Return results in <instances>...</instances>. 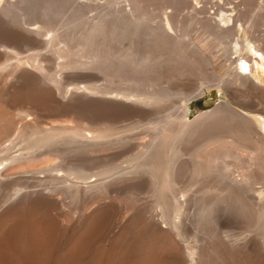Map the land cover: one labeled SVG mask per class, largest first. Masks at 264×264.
I'll list each match as a JSON object with an SVG mask.
<instances>
[{"label": "rangeland", "instance_id": "obj_1", "mask_svg": "<svg viewBox=\"0 0 264 264\" xmlns=\"http://www.w3.org/2000/svg\"><path fill=\"white\" fill-rule=\"evenodd\" d=\"M81 1L90 3L89 7L92 4L91 8H88V16L95 15L100 11L110 13L111 26L106 27V31L111 28L110 33L105 31L108 36L106 33L96 36L100 43L97 41L96 44L94 43L99 46H96L99 51L106 52L108 48L107 51L111 52V54L106 52L111 55L109 62L105 61L103 64L102 60L104 59H99V62L93 55L92 57L89 55L92 54L95 49L92 47L95 46L85 45L87 48L84 47L87 33L84 31L86 28L84 29L82 20L73 17L74 9L71 7V3L59 2L57 11L51 18V21L54 20L51 25L54 33L59 32L61 36L66 37V40L61 37L56 41L57 46L64 48L67 44L70 47L71 43L74 49L76 46L79 52L73 53L74 55L70 53L58 57L54 48L37 43L38 47L35 50L20 53V55H15L16 57L13 56L11 61L9 60V67L0 71V138L4 137L7 131L16 129L18 126L23 127L22 124H24L23 128L26 126L31 129L36 126L43 131L46 129L59 130V128L60 130L82 129L90 139L92 138L90 141L92 143L88 145L89 147L86 146L90 150L85 149L86 147L85 150H81L79 147L77 149L76 146L70 151L71 155L68 156L70 157L68 161H71V164L69 163L71 166L76 168L82 166L90 171L115 168V166L125 167L136 163V161H139V164L155 166L159 165V162L167 163L170 161V156L174 154L179 160H177L179 167L177 168L181 167V170L180 173L177 171L173 174V177L179 175L177 179L172 177V173L170 178L174 179L173 182L171 181L173 188H177L178 196L184 202L182 204L186 205L183 212L185 218L189 220L183 235L177 234L174 230L172 232L175 234L170 233L177 237L175 239H178L177 242L180 241L179 245L181 244L182 248L179 247L182 250L185 249L184 245L194 243L196 237L202 243L199 249L202 262L200 258L198 264H264V250H260L255 255L250 251L236 252L227 248L223 241L215 235V226L212 220L210 221V217L206 218L208 221H204L205 216L202 217L206 208H203V205L208 204L207 206H209L210 202L213 205L215 202L216 205H219L217 203L220 200L217 198L222 199L226 196L229 203L233 202L228 215L230 214L229 216L238 230L250 229L254 225L255 227L260 226L261 230L264 227V139L260 135L263 132L261 134L264 136V129L262 128V131L260 127L261 132H259V130L251 128L245 121V116L252 120L256 116L264 120V66H260L257 74H249L253 83L245 82L246 79L238 75V71H235L236 64L230 60L231 58L235 59L238 53L228 51L223 54L225 46L220 43L215 34L216 31H219L220 34L223 33L222 35L227 37L228 43L232 39H242L244 32H242L241 24H243L244 28L246 26L249 29L248 34L264 48V0H205V2L204 0L202 2L194 0L195 4L193 0ZM37 4L43 5L42 0H39ZM222 8L224 16L234 14L235 21L220 22L221 16H218L217 13ZM24 11H28L27 6L22 12ZM114 21L116 24H120L117 25L119 27L113 24ZM158 21L159 23L168 21H173L174 24L183 23V25L181 24L182 31L188 32V37L182 41L184 47L175 45L172 37L175 32H172L171 29L168 33L169 36L166 34L161 37H164V40L159 39V42L152 40L146 31L149 30V26H156ZM13 24L9 23L10 26L17 28V25ZM114 27H117L115 34L112 32ZM228 27H237L239 31L230 36L226 32ZM20 29L22 28L19 27ZM21 31H25L27 34L25 29ZM28 34L36 39L39 36L38 41L50 36V34ZM110 34H112L111 36L114 34V36L111 37ZM59 36L58 38H60ZM79 42L83 45L82 47ZM57 46L55 48H59ZM176 46L178 47L176 48ZM78 47L84 50H79ZM104 47L105 49H103ZM110 48L112 51L109 50ZM91 49L93 50L91 51ZM33 51H38L37 59L40 62L36 61L38 62L36 64H40V67L34 65L28 57ZM70 55L73 58L77 56L75 62L72 61ZM112 55L114 56L112 57ZM251 55L253 56L254 53L251 52ZM93 58L97 63L93 62L97 65L81 63H87L91 59L94 60ZM62 61L66 62V65H61ZM57 63L61 66L59 64L58 66ZM41 67L43 69H40ZM219 79L224 80L226 84ZM84 85L91 87V91L85 89ZM44 87L54 90L55 96H33L36 89ZM27 89H29L27 92L32 96L26 92ZM124 94H128L129 98L123 97ZM143 96H155L159 101L149 104L141 103L137 98ZM26 97L28 103H25ZM186 99H189L190 114L187 113L184 105ZM224 104L227 107L217 113L218 115L210 116V113L223 107ZM24 108L28 109L27 114L22 112ZM187 119L197 122L195 124L198 126L193 130L194 132L185 131L175 142L170 141L166 147L159 148L158 141L161 137L175 133L179 128V122H184ZM201 119L204 121L199 122L202 121ZM99 132L101 135L104 133L103 136L93 139L92 135H98ZM163 133L166 134L162 135ZM90 145L92 146L90 147ZM146 150H149V154L146 157H140L141 151L145 152ZM198 161L204 166L210 165L212 168L204 170L199 167L202 169L199 173V169H196L197 166L195 167L196 171L193 170L195 172H193L195 175L193 176L192 168H194V162ZM177 173L179 174L177 175ZM244 176L245 178H243ZM175 180L177 182H174ZM246 181L248 182L246 183ZM176 183L178 185L175 186ZM10 184H4L3 191L9 189ZM149 185L150 182L146 183V179H144L137 185L131 184L129 186L131 188L119 189L98 197L83 195L80 198L74 192L66 191L68 193L65 195L46 190V196H49L54 203L46 208L41 207L38 213L51 224L56 244L60 248L73 243L78 233L84 231L90 221L89 217L97 209L102 214L99 223L95 226L97 231H95L92 246L108 247L112 243L115 244V240L118 241L120 238L119 235H124L122 230H125L126 235H129V237L125 235L127 238L125 243H127L126 241L139 242L140 238L149 234L148 232L158 221L165 226L166 223L163 222L161 215L163 211H166V208L167 215L170 213L175 215L172 195L168 192L163 197L161 205L164 204L165 209L160 208V200L149 192ZM178 188H180L179 191ZM187 188L188 191H185ZM224 188L225 190H222ZM185 198H187L186 201H184ZM237 200L241 203L240 205ZM242 208L246 210V217L240 215ZM186 214L190 216H186ZM198 231H200V235ZM208 233L211 235L214 233L213 237L211 236L213 239ZM173 235L171 240L175 242ZM118 236L119 238H117ZM177 242H175L176 245ZM204 245L205 247H203ZM123 252L118 255L116 264H123L122 262L127 256V252ZM166 255L169 256V253L167 252ZM184 264H188V262L186 261Z\"/></svg>", "mask_w": 264, "mask_h": 264}, {"label": "bare ground", "instance_id": "obj_2", "mask_svg": "<svg viewBox=\"0 0 264 264\" xmlns=\"http://www.w3.org/2000/svg\"><path fill=\"white\" fill-rule=\"evenodd\" d=\"M38 1L37 0H0V71L1 70L4 71L7 67H9V65H10L9 62L11 61L10 59L13 56L18 55V54L20 55V53H24V52L26 53L27 51L29 52V50L30 51L33 49L35 50V48L38 47V44L43 45V46H47L50 48L51 47L54 48L56 53L59 54V55L57 54L58 57L59 56L63 57L64 55H67L70 53H72V55H74L73 53H75V52L77 53L78 50L76 49V46L74 49V46H72L71 43H70V45L73 48L71 46L69 47L66 44V42L68 43V39L65 42L66 47L63 48V46H61V48H60L59 46H57L58 44L56 43V41H58V39H61V37H62V39L66 38V37L64 38L63 35L61 36V34H59V32L57 34H59L60 36L55 34L53 29H52V25H51V22L54 21V20L51 21V18L53 17V15H55V13L57 11V5L59 4V2L63 1V2L71 3L72 5L71 4L70 5L74 9L73 17L75 16L77 18H80V20H82V22L84 24V29L86 28V30H84V31H86V33H87L86 38H85L86 44L84 42V47H85V45L92 47L94 45V43L96 44V41H97L96 36L98 37V35H100V34L103 35L104 33H106V32L110 33V31H111L110 30L111 28L106 31V27H108L110 25V23L112 22L111 19H109L110 13L100 11L95 15L88 16L87 15V13L89 11L88 8H91V6H92V4H91V6L89 7L90 3L88 4L87 2H84L81 0L80 1L79 0H42L43 5H38L37 4ZM90 1L92 2V0H90ZM195 1L199 2V0H195ZM209 1H211V0H209ZM201 2H202V0H201ZM204 2H205V0H204ZM193 3H194V0H193ZM25 5L27 6L28 11L22 12L23 9L26 7ZM99 7H101V6H99ZM194 9H196V8H194ZM106 10H107V8H106ZM227 12H226V14H227ZM217 15L221 16L220 22L223 21L225 23H228L229 20H234V14H230L227 17L224 16V9L223 8L220 9V11L217 13ZM166 19H167V17H166ZM109 20H110V22H109ZM172 22L173 21H168L166 23H159V21H158L156 23L157 24L156 26L152 25V26H149V28L147 26V28L149 30H147L146 32L148 33L149 37L151 36L150 38H152V40H158V42H159V39L161 40L164 38V37L161 38L163 35L166 36V34H167L169 36L168 33L170 32V29H171L172 32L173 31L175 32V35L172 36L173 42L175 43V45H182L183 39H186L188 37L187 36L188 32H184V30L182 31L183 23H181L182 24L181 25L180 23L174 24ZM179 22H180V20H179ZM9 23H14L15 25H17L16 26L17 28H15L14 26L13 27L10 26ZM113 24H115L116 26L120 25V24H116L115 21ZM234 24H235V22H234ZM166 26L168 27V29ZM217 26H220V25L217 24ZM241 26H242V30H243L242 32H244V36L241 37L242 39H237V40L232 39V41L230 43L227 42V40H228L227 37L222 35L223 33L220 34L219 31H216L215 34L217 35V38L219 39L220 43L224 44V46H225L224 47L225 52H223V54H226L228 51H234V52L238 53V56L235 57V59L229 58L230 60H232L233 63L236 64L234 69L236 72L238 71L237 72L238 75H240L242 78L244 77V79H246L245 82H248V83L252 82L253 83V79L251 78V76L249 74L250 73L257 74L258 73L257 70L260 68V66H264V48H262L260 43L259 44L256 43V40L253 39L251 37V35L248 34L249 29H247L246 26H245V28L243 27V24H241ZM19 27L22 29H25L27 31V34L25 33V31H23L24 32L23 33L21 31L22 29L19 30ZM117 27H119V26H117ZM117 27H114L112 29V32H114V34L116 32ZM180 31H182V32H180ZM237 31H239V29L237 27H235V28L231 27L228 30H226V32L230 36L235 35V33ZM71 32H73L72 29H71ZM28 33H30V34L34 33L33 35H35V34H37V35H49L50 34V36L46 37L44 40L41 39L38 41L37 39L39 36L36 39L35 37L29 36ZM108 33H106L107 36H108ZM82 34H83V32H82ZM114 34H113V36H114ZM67 35H65V36H67ZM111 35L112 34H110V36ZM58 36L60 38H58ZM113 36H111V37H113ZM100 37H104V36H100ZM78 39H80V38H78ZM72 41H74V40H72ZM70 42H71V40H70ZM97 42L100 43V41H97ZM101 42H102V40H101ZM166 42H167V40H166ZM63 43H64V41H63ZM163 43H164V41H163ZM167 43H169V42H167ZM106 44H108L107 41H106ZM79 45L81 47L83 46V45H81L80 42H79ZM170 45H171V43H170ZM55 46H57L59 48H55ZM94 46L95 47H92V48L96 49L97 45H94ZM171 46H169V48H171ZM187 46H188V44H187ZM97 47H99V46H97ZM167 47H166V49H167ZM177 47L178 46H176V48ZM85 48H87V47H85ZM78 49H79V47H78ZM81 49H83V48H81ZM81 49H79V50H81ZM93 49H91V51ZM95 49L93 51L94 53L92 52V54L91 53L89 54V55H91V57L93 55V57L96 60L104 59V60H102L103 64H105V61H106V63L109 62L108 60L110 59L111 52L107 51L108 48L106 49V52H110V54L107 53L108 55L106 54V52H103L104 50L99 51L98 49H96V51H95ZM103 49H105V47ZM109 50L112 51V48H110ZM37 52L38 51H33L32 53H30L28 55L29 59L33 61L34 65L36 63L40 62L39 59H37L38 58L37 55L39 56V54H37ZM102 52L105 53V55H103ZM251 52L254 53L253 56L251 55ZM23 55H25V54H23ZM72 55H70V57H72ZM75 55H77V54H75ZM113 56L114 55H112V57ZM75 58H77V56ZM75 58L72 57L71 58V59H73L72 61L75 62V60H76ZM132 58H134V57H132ZM22 59H24V58H22ZM95 59L94 60L91 59L92 61L90 60L87 63H85V62H81V63L83 65L84 64H93L94 63L93 61L96 62ZM100 60H99V62H100ZM36 61H38V62H36ZM64 61H62V63L60 62L61 65H63V66L66 65V62H64ZM81 63H78V64H81ZM96 63H94V64H96ZM133 63H134V61H133ZM58 64L59 63H57V65ZM37 65L38 64H36V66ZM39 65H38V67H40ZM40 69H43V68L41 67ZM220 81L224 83V80H220ZM230 82H231V80H230ZM224 84H226V83H224ZM227 84H230V83H227ZM216 85H218V84H216ZM29 88H31V87H29ZM82 88H83V86H82ZM84 88L90 89V91L92 89L91 87H87L85 85H84ZM28 90L29 89H27L26 92ZM32 92H31V94H32ZM27 93L29 94V92H27ZM26 94H24V95H26ZM37 95L40 97H53V96H55L54 90H50L46 87L36 89L34 91L33 96H37ZM30 96H32V95H30ZM128 96H129L128 94L123 95V97L129 98ZM23 97L25 98V96H23ZM158 97H160V96H158ZM137 99L139 101H141V103L143 102V103H148V104L151 102H154V101L155 102L159 101V99L157 100L155 96L154 97L153 96H143V97H138ZM27 100H28V98L26 97L25 103L27 102ZM19 101H22V100H19ZM184 105H185V108L187 110V113L190 114L189 99H186ZM226 107H227V105L224 104L223 107L218 108L214 112L210 113V116L218 115L217 113L221 112V110L223 108H226ZM22 112L27 114L28 109L24 108V109H22ZM208 117H209V115H208ZM212 117H210V118H212ZM245 118H246L245 121H247V124H249L251 128H254L257 131L260 129V127H261V129L262 128L264 129V120H261L260 117L256 116L255 118H253V120H252V118L250 119L249 117H246V116H245ZM203 121L204 120L199 121V122H203ZM195 123H197V122H194L191 119L190 120L187 119L184 122H179V128H177L178 130L175 133H173L172 135H169L170 134L169 133L168 134L169 136H164V137L160 136L161 139L159 138L160 140L158 141L159 148L160 147L161 148L166 147L170 141L175 142L176 139L179 138L185 131L195 130L198 126ZM22 125L24 127V124H22ZM23 127L18 126L16 129H13L11 131H7L5 136L0 138V264H116V259L118 258V255L123 251L127 252V256L125 257V259L122 262L123 264H184V262H186V261L188 262V264H198V262L201 258V252L199 251V249H200L201 244H202L199 242L200 241L199 238L195 237V239H194L195 242L190 243L189 245L187 243V246L184 245L186 248L182 250L181 249L182 246H180L181 244L179 245L180 241L177 242L178 239L175 240L177 237H175L173 235L175 233L172 232L174 230L175 232H177V234L181 233L183 235L184 234L183 231L186 228L187 223L189 221V220H187V218H185V215L183 212V208L186 205L182 204L184 202H183V200H181L182 198L180 199V197L178 196L179 193H177V190H176L177 188L176 187L173 188L174 186L172 184V182L174 180L173 178L177 179L179 176L178 174L180 173V170H181V167H180V169H178L179 167L177 166V162L179 160H178V158H176V156L174 154L172 156H170L171 158L169 157L170 161L165 159L168 161L167 163L165 162L162 164V162H159V165H155V166L149 165V164L143 165L141 163L139 164L138 163L139 161L138 162L136 161V163L133 161L134 164H130V165L125 166V167H116L115 166V168L109 167V168H103V169L101 168L97 171H90L89 169L82 167V166L77 167V168L75 166H71L70 165L71 161L70 162L68 161L70 159V157H68V156L71 155L70 151L73 148H76V146H77V149L79 147L82 150L86 146H88L90 143H92V142H90L92 138L90 139L84 130H82V129L60 130V128H59V130L46 129L45 131H43L42 129H39L36 126L32 127L31 129L27 128L26 126H25L26 129ZM165 128H163V129H165ZM263 129H262V131H263ZM164 131L166 132V130H164ZM259 132H261V131L259 130ZM166 133H168V132H166ZM166 133H163L162 135H164ZM261 133L263 134V132H261ZM261 133H260V135L264 139V136ZM103 134L101 135L99 132L98 135L97 134L95 136L92 135V137H93V139L101 138V136H103ZM76 143H78V144H76ZM56 144L57 145L62 144V145L57 146ZM91 146L92 145H90V147ZM144 147H146V146H144ZM85 149H87V147ZM143 149H142V151H143ZM87 150H90V149H87ZM171 150H172V148H171ZM142 151H141L142 155L140 154L141 155L140 157H142V158L146 157V155L149 154V150H146L145 152H142ZM169 152H171V151H169ZM146 159H148V158H146ZM238 159H239V157H238ZM162 160H164V159H162ZM195 163H198V164H195ZM200 163H201L200 161L194 162V168H192V175L195 173L194 171H196V169H199V167H201L204 170L205 169L210 170V168H212V166H210V165H208V167H207V166H204L202 163L201 164ZM197 166H198V168L195 169V167H197ZM204 167H206V168H204ZM213 168H215V167H213ZM202 169L198 170L199 173H200V170H202ZM177 171H179V173H177L178 176L173 177V174L176 173ZM230 172H232V171H230ZM171 173H172V177H173L172 179L170 178ZM93 176H95V178H93ZM174 176H176V175H174ZM193 176H195V175H193ZM193 176H192V178H193ZM91 178H93V179H91ZM195 178H197V177H195ZM235 178H237V177H235ZM243 178H245V176ZM144 179H146V183L150 182L149 192H151L152 195L156 196L158 198V200H160V202L158 201L160 203V205H161L163 197L166 196L168 194V192L172 195L173 208L175 211V213H174L175 215H172L170 213V211H169L170 215L169 214L167 215L165 212H167L168 210H167V208L165 209L164 204L161 206L158 205V206H160V208H164L166 210V211H163L162 215H161L163 222L166 223L165 226L163 225V223L161 224L157 220L158 223L154 225V227L150 230V232H148L149 233L148 235H145L144 237L140 238L139 242L130 243L131 241H126L128 244L125 243V240L127 239L126 236L129 237V235H126L127 232H125V230H122V231H124V235H122V236L119 235L120 238H119V236L117 237V238H119L118 241H117V239L115 240L117 243L114 242L115 244L112 243L108 247H105L102 245L101 246H99V245L98 246L97 245L92 246L93 237L95 235V231H97L95 226L99 223V218L101 217V214H102V212L99 209H97L94 211V213L91 215V217H89L90 221H88L87 225L85 226L86 228H84V231L81 232L80 234L78 233V235L76 236L77 238L73 241V243L71 242V244L70 243L67 244L68 246L66 245L65 247L60 248L59 245L56 244L55 235L53 232V228L51 227V224L47 221V219L45 220V218H42L41 215H39V213H38V211L41 207L46 208V207H49L52 203H54V201H52L49 198V196H46V192H45L46 190H49L52 193L60 192V194L61 193L65 194L68 192H74V193H76V195L79 198L82 197L83 195H91V196L98 197L101 195L110 194L112 192L118 191L119 189L128 188L133 183H134V185H137L138 182H140L142 180L144 181ZM230 179H232V178H230ZM232 180H234V179H232ZM178 181H180V180H178ZM239 181H241V180H239ZM174 182H177V180H175ZM181 182H183V181L181 180ZM192 182H194V181L192 180ZM192 182H191V184H192ZM242 182L244 183L243 179H242ZM247 182L248 181H246V183ZM9 183H11L10 188L3 191V187H5L4 184H9ZM135 183H137V184H135ZM189 183H187V184L189 185ZM176 185H178V184L176 183L175 186ZM181 186H183V185H181ZM190 187H189V189H190ZM129 188H131V187H129ZM133 189H134V187H133ZM179 189L180 188H178V191H179ZM184 189H182V190L184 191ZM222 190H225V188ZM245 190H247V189H245ZM54 191H56V192H54ZM66 191H68V192H66ZM185 191H188V188ZM226 194H227V192H226ZM187 197H189V196H187ZM208 197H211V196H208ZM214 198H216V197H214ZM230 198L231 197H229V200H231ZM232 198H233V196H232ZM235 198H236V196H235ZM217 199L220 200V202L217 203L219 205H216V202L214 205L211 202H210L209 206H207L208 204H206V206L203 205V208L204 207H206V208L203 211L204 215H202V217L205 216L204 221H208V220H206V218H209V217H210L209 218L210 221L212 220V223L215 226V228H214L215 232L213 231L214 233H216L215 235L218 236L223 241V243L227 246V248L229 247L230 249H232L236 252H238V251H250L251 253H255V255H256V253L258 254L260 252V250H264V227H262V230H261L260 226L255 227V225H254V227L252 226V228H250V229L246 227L247 229L238 230L237 226H235L233 220L229 216L230 214L228 215L230 205L233 202L229 203L226 196L224 198L222 197V199L221 198L220 199L217 198ZM186 200H187V198H185L184 201H186ZM218 200H216V201H218ZM233 200H234V198H233ZM189 201H190V199H189ZM234 202H235V200H234ZM237 202H239V201L237 200ZM240 204L241 203L239 202V205ZM237 205H238V203H237ZM242 206L244 207L243 204H242ZM237 207H240V206H237ZM164 209H161V210H164ZM235 209H236V207H235ZM199 214H200V212H199ZM240 215H244V216L246 215L247 216L246 210L242 208V210L240 211ZM186 216H190V215L186 214ZM89 218H88V220H89ZM198 223H199V221H198ZM205 224H207V223H205ZM204 226L206 227V225H204ZM202 227H203V224H202ZM128 228H130V227H128ZM199 229L201 230V227ZM203 229H204V227H203ZM202 231H204V230H202ZM202 231H201V233H202ZM209 231H210V229H209ZM171 232L173 233L172 235L175 237L174 241L177 242V245L175 244V242H172L173 240H171V239H173V238H171V236H172L170 234ZM199 232L200 231H198V233ZM207 232H204V233H207ZM121 233H123V232H121ZM214 233H213V235H214ZM177 234H176V236H177ZM208 234H210V233H208ZM199 235H200V233H199ZM199 235H198V237H199ZM213 235L210 234L209 236L213 237ZM114 238H116V237L114 236ZM200 238H203V237H200ZM206 238H204V239H206ZM119 240H120V242L122 241L121 244H120ZM203 247H205V245ZM165 252H166V254L168 252L169 256L166 255ZM123 253H125V252H123ZM164 254L167 256V258L169 257L168 260ZM202 256H203V253H202ZM201 262H202V258H201Z\"/></svg>", "mask_w": 264, "mask_h": 264}]
</instances>
